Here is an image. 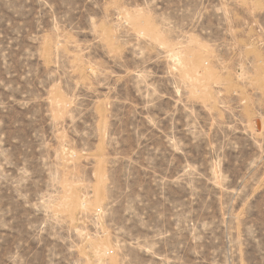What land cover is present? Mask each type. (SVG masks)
I'll list each match as a JSON object with an SVG mask.
<instances>
[{
	"label": "rangeland",
	"instance_id": "obj_1",
	"mask_svg": "<svg viewBox=\"0 0 264 264\" xmlns=\"http://www.w3.org/2000/svg\"><path fill=\"white\" fill-rule=\"evenodd\" d=\"M0 264H264V0H0Z\"/></svg>",
	"mask_w": 264,
	"mask_h": 264
}]
</instances>
